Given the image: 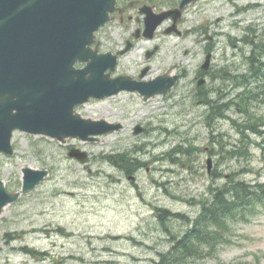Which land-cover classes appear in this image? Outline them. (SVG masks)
<instances>
[{"label":"rangeland","instance_id":"obj_1","mask_svg":"<svg viewBox=\"0 0 264 264\" xmlns=\"http://www.w3.org/2000/svg\"><path fill=\"white\" fill-rule=\"evenodd\" d=\"M183 30L182 37L160 32L137 43L115 74L139 75L146 51L158 45L151 76L177 64L183 77L174 90L147 102L122 93L78 108L84 118L121 123V131L67 143L14 134L15 155L0 153V179L8 191H22L25 168L49 175L0 216V264H163L213 190L234 180L264 185V104L250 105V116L229 104L241 90L236 76L253 75L250 58L264 60V0H203L190 8ZM98 39L105 53L122 49L128 37L110 24ZM208 44L216 51L202 88L195 77ZM139 125L146 133L135 134ZM73 148L88 160L71 157ZM125 154L137 163L114 162L113 156ZM261 201L240 220H228V230L221 231L225 241L199 250L186 264H264Z\"/></svg>","mask_w":264,"mask_h":264},{"label":"water","instance_id":"obj_2","mask_svg":"<svg viewBox=\"0 0 264 264\" xmlns=\"http://www.w3.org/2000/svg\"><path fill=\"white\" fill-rule=\"evenodd\" d=\"M190 1L184 0L181 9ZM115 4L116 0H0V152L14 154L11 140L16 130L63 143L74 137L95 141L94 136L120 130L122 125L84 119L76 113L77 106L125 90L139 91L147 100L174 87L178 76L168 75L173 69L146 84L125 77L111 79L118 56L129 52L132 44L128 42L115 56L99 54V45L94 50L91 46L95 32L112 20ZM166 19L162 16L147 37L153 38ZM77 63L86 67L77 69ZM209 63L210 57L204 69ZM70 156L81 162L88 159L77 149ZM23 174L22 191L28 193L49 173L26 168ZM20 196L8 193L0 180V215Z\"/></svg>","mask_w":264,"mask_h":264},{"label":"trees","instance_id":"obj_3","mask_svg":"<svg viewBox=\"0 0 264 264\" xmlns=\"http://www.w3.org/2000/svg\"><path fill=\"white\" fill-rule=\"evenodd\" d=\"M254 57V56H253ZM250 58L251 63H258L254 58ZM249 83V81H247ZM252 91L242 93L237 102L244 103L252 97ZM248 95V98H246ZM244 98V99H242ZM253 98V97H252ZM247 112V111H245ZM264 124V119H263ZM124 165L132 163L129 157L120 156V159L115 161ZM213 198L204 202L201 207V213L194 220L193 227L188 231L186 236L174 244L172 251L163 256V264H186L189 258L194 256L199 250H205L208 247L214 246L219 241H225V236L221 231H227L226 227L228 220L238 221L239 214L245 213L246 209L256 205L254 201L264 200V186H250L245 183L230 181L224 185L223 189L212 191ZM244 216V215H243ZM211 228L215 229L212 231ZM203 253V251H201ZM207 257L204 255L198 258ZM197 258V259H198Z\"/></svg>","mask_w":264,"mask_h":264},{"label":"flooded vegetation","instance_id":"obj_4","mask_svg":"<svg viewBox=\"0 0 264 264\" xmlns=\"http://www.w3.org/2000/svg\"><path fill=\"white\" fill-rule=\"evenodd\" d=\"M196 1L198 0L190 1L185 8V11L179 13L184 0H118L117 8L119 10L115 13L113 24L119 26L121 34H125L128 39L132 40L134 46L144 39L135 41L133 38L144 37V35L149 32L150 28L154 26L155 19H159L160 15L164 13L170 18L163 24L160 28L161 30L158 29L157 32L154 33V39L159 36V32H164V30L173 28L174 19L182 20V24L179 28L184 34L185 31L183 30V26L186 23V15L189 13L190 8L193 5H196L203 0L194 4ZM179 14H182V16L179 17ZM158 48L157 53L150 59H147V54L151 50L146 51V65L140 71L139 75L132 77L134 81L140 83L155 79V76H151L153 69L150 64L155 61V56L157 57L161 53V48ZM201 75L209 77L211 74L209 71L205 74L201 73Z\"/></svg>","mask_w":264,"mask_h":264},{"label":"bare ground","instance_id":"obj_5","mask_svg":"<svg viewBox=\"0 0 264 264\" xmlns=\"http://www.w3.org/2000/svg\"><path fill=\"white\" fill-rule=\"evenodd\" d=\"M247 58H249V57H247Z\"/></svg>","mask_w":264,"mask_h":264}]
</instances>
